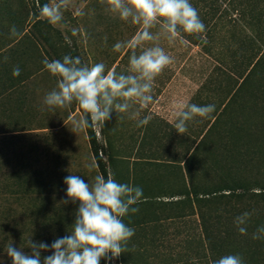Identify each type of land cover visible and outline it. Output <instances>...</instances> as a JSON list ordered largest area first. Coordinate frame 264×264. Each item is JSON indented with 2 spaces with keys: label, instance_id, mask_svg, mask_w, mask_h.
Returning a JSON list of instances; mask_svg holds the SVG:
<instances>
[{
  "label": "rangeland",
  "instance_id": "rangeland-1",
  "mask_svg": "<svg viewBox=\"0 0 264 264\" xmlns=\"http://www.w3.org/2000/svg\"><path fill=\"white\" fill-rule=\"evenodd\" d=\"M204 1L190 0L201 20L208 21L210 27L213 25L216 28L215 38L227 37L229 0ZM52 2L47 0V3ZM106 7L101 0H67L66 8L62 9L63 22L54 25L40 15L35 0H0V44L18 40L20 49L26 48L16 53L17 57L23 53L29 54L26 64L32 77L28 87L32 90L35 108L23 116L26 122L17 128L22 132L0 137V209L4 226L0 233V264H12L4 251L10 242L30 253L31 249L26 248L30 238L34 242L51 244L71 232L78 204L60 203L67 199V186L63 180L69 174H78L91 182L99 174L97 166L92 169L87 167L94 159L86 130L72 131V121L81 116L79 107L73 104L70 109H60L44 105L45 95L56 87V78L44 69L42 61L45 57L62 60L65 55L78 56L83 64L104 63L106 70L114 68L117 72L129 74V57L133 49L125 47L117 52L113 51V46L117 42L134 40L140 26L130 20L119 19L107 12ZM13 26L18 32L16 36L11 35ZM73 29L78 30L76 35H73ZM151 31L157 34L159 26ZM182 35L184 33L173 41L160 36L158 41L144 45L151 47L158 43L173 58V63L154 81V102L141 112V118L152 116L150 122L137 127V122L130 120L126 114H120L123 117L120 118L113 112L105 124L92 127L109 175L115 173L123 180L128 177L131 167L137 173L132 185L143 189L142 199L145 200L142 201H146L135 205L139 208L138 213L124 218V222L135 229V234L128 243V251L111 264H125L126 260L136 264L214 262L211 247L217 235L215 214H206L203 228L198 214H194L190 206L193 202L182 204L179 201L187 182L182 169L184 153L190 148L194 136L203 134L208 118L197 116L187 122L188 130L183 135L176 132L173 124L179 106L190 102L212 72L215 62ZM141 50L135 49L137 54ZM22 58L18 60L20 64L24 62ZM209 91L214 96L199 105L218 104L222 94L228 91V83L218 79ZM217 155L213 145L209 144L192 161V169L197 170L199 181L214 180L213 165ZM108 157L114 160L113 168L109 167ZM201 169L204 170L203 176ZM16 172L23 174L22 177L31 175L41 185L38 187L40 191L33 187L32 193L22 195V207L14 204L10 190ZM211 207L214 208L213 205ZM40 208L42 213L34 214ZM56 220L67 223L65 234L57 229ZM250 220L257 230L264 226V216ZM254 233L249 230L246 234L251 242L249 244H252ZM222 237L226 245V235L222 234ZM257 240L258 257L255 264H264V239ZM222 251V256L231 254L226 246ZM51 254L50 251L42 252L41 256ZM243 261L245 264L252 263L249 258ZM101 264L108 262L101 260Z\"/></svg>",
  "mask_w": 264,
  "mask_h": 264
},
{
  "label": "clouds",
  "instance_id": "clouds-1",
  "mask_svg": "<svg viewBox=\"0 0 264 264\" xmlns=\"http://www.w3.org/2000/svg\"><path fill=\"white\" fill-rule=\"evenodd\" d=\"M66 3L67 0H53L44 4L40 7V15L54 25L61 24L64 20L62 9L66 8ZM101 3L106 4L107 12L140 26L134 40L117 42L113 46V51L117 52L125 47L133 49L129 57V74L117 72L114 68L106 70L104 63L83 64L78 56L65 55L62 60L45 57L42 61L44 69L56 78V87L45 95L43 103L48 108L60 109L77 105L83 115L72 121L75 133L105 124L113 112L118 116L126 114L130 120L137 122V127L147 125L152 116L141 118V112L154 102V81L173 63V58L158 43L151 47L144 45L158 41L160 36L173 41L182 33L193 35L206 31L198 10L190 0H101ZM157 26L159 32L154 35L151 29ZM77 31L73 29V35ZM11 35H18L15 26ZM137 48L142 49L139 54L135 51ZM12 74L20 75L18 66ZM215 109V104H181L175 113L173 127L183 135L188 130L187 122L197 116L209 118ZM95 166V162L87 165L89 169ZM63 183L67 186V199L60 203L78 204L71 232L67 231V235L51 244L34 242L30 238L26 247L31 249L30 253L10 242L4 251L12 264H101V260L111 264L128 251L135 229L129 227L124 218L139 212L135 205L142 202L143 189L119 182L111 174L107 178L97 174L91 182L78 174H69ZM250 216L251 213L244 212L235 218L241 234H246L243 225ZM253 239H264V226L253 234ZM49 251L51 255L41 256L42 252ZM213 264H244V261L238 254H227Z\"/></svg>",
  "mask_w": 264,
  "mask_h": 264
},
{
  "label": "trees",
  "instance_id": "trees-1",
  "mask_svg": "<svg viewBox=\"0 0 264 264\" xmlns=\"http://www.w3.org/2000/svg\"><path fill=\"white\" fill-rule=\"evenodd\" d=\"M35 2L39 12L40 7L47 4V0ZM229 2L227 37L216 39V28L213 25L210 27L208 21L203 22L206 26L204 33L182 35L215 62L212 72L189 103L199 105L213 97L209 90L218 79L228 83V91L220 97L203 134L194 136L190 148L184 153L183 170L187 182L179 201L182 204L193 202L190 206L194 214H198L203 228L206 214H215L217 235L215 244L211 247L214 261L222 256V249L226 246L231 254H238L245 261L249 258L252 261L249 264H255L258 240L252 239V244H249L251 242L247 240L246 234L249 230L257 232V226L250 219L264 216V0ZM79 110L83 115L82 110ZM85 130L99 174L107 178L105 161L100 155L95 133L92 127ZM209 144L213 145L218 154L213 165L215 178L213 181L203 182L197 179V170L192 169V161ZM108 161H111V157H108ZM200 174L203 176L204 170L201 169ZM22 175L15 173L13 188H10L14 204L21 207L22 195L32 193L34 188L40 191L38 187L41 186L31 175ZM244 212L251 213V216L246 225H243L246 227V234H241L235 218ZM41 213L40 208L34 214ZM221 223L222 226L229 227L218 226ZM3 228L0 209V233ZM222 234L226 235V245Z\"/></svg>",
  "mask_w": 264,
  "mask_h": 264
},
{
  "label": "crops",
  "instance_id": "crops-1",
  "mask_svg": "<svg viewBox=\"0 0 264 264\" xmlns=\"http://www.w3.org/2000/svg\"><path fill=\"white\" fill-rule=\"evenodd\" d=\"M21 49L24 51L26 48L22 47ZM21 49L18 40L10 42V44H0V137L7 136L10 133L22 132V130H18L17 128L18 126H24L23 124H25L26 121L23 120V116L26 115L27 111L31 112L35 110L32 104V90L28 87V83L32 77V72L27 71L26 64V58L29 54L23 53L17 57L16 52L21 51ZM20 57H23L22 60H24L22 64L18 61ZM17 66L20 69V75L13 76V69ZM2 142L3 138L1 139V143ZM107 162L109 163V167L113 168L114 160L111 158V161L107 160ZM107 174L109 175L108 169ZM134 174L137 173L130 167L127 178L122 180L115 173L113 176L119 182L133 184L135 179ZM144 202L146 201H142L139 204H144ZM59 221L56 220L54 223L55 225L57 223V229L61 234H65L67 223L62 220ZM133 262L134 261L126 260L125 264H136Z\"/></svg>",
  "mask_w": 264,
  "mask_h": 264
}]
</instances>
